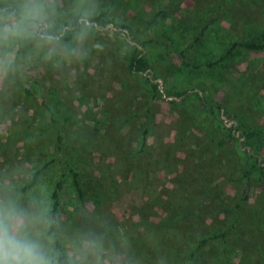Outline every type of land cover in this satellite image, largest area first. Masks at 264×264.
Wrapping results in <instances>:
<instances>
[{
	"label": "rangeland",
	"instance_id": "obj_1",
	"mask_svg": "<svg viewBox=\"0 0 264 264\" xmlns=\"http://www.w3.org/2000/svg\"><path fill=\"white\" fill-rule=\"evenodd\" d=\"M99 5L107 22L93 44L101 49L60 67L33 55L0 81V173L18 172L24 188L43 169L23 191L52 208L58 189L66 229L102 221L126 237L138 264H264V138L243 135L264 127V50L229 54L237 42L264 40V0ZM135 43L151 68L127 70L135 80L128 88L112 57L125 61ZM149 78L162 92L185 91L171 98L195 126L183 128Z\"/></svg>",
	"mask_w": 264,
	"mask_h": 264
},
{
	"label": "clouds",
	"instance_id": "obj_2",
	"mask_svg": "<svg viewBox=\"0 0 264 264\" xmlns=\"http://www.w3.org/2000/svg\"><path fill=\"white\" fill-rule=\"evenodd\" d=\"M99 13V0H0V81L33 55L60 67L101 49L93 44ZM18 175L0 173V264H138L122 233L102 221L66 229L45 198L23 191Z\"/></svg>",
	"mask_w": 264,
	"mask_h": 264
},
{
	"label": "trees",
	"instance_id": "obj_3",
	"mask_svg": "<svg viewBox=\"0 0 264 264\" xmlns=\"http://www.w3.org/2000/svg\"><path fill=\"white\" fill-rule=\"evenodd\" d=\"M107 22V18L105 16V14L100 13L98 18H97V25L100 26H104ZM114 27L115 29H117L119 32H123L124 30H127L130 34L134 35L135 32L130 28V26L126 23L123 22H114ZM139 44L135 43L134 45H132L131 47V56L129 58H126L125 61L122 62H117L116 59L114 57H112L113 60V72L116 69H120L122 70L123 76L124 78V83L126 86H128V88H130L134 81L133 78H131V75H129L128 73H126V71L128 70L129 72H131L132 76H143L144 73H146L148 70H150L151 66L149 63V60L147 59V54L141 49L139 48ZM238 46L244 47L245 49L249 50V51H253V52H259V51H263L264 50V40L263 41H246V42H237L233 45V47L230 49L229 54H232L234 49L237 48ZM26 52V50H21V54L24 55ZM149 82L152 85V91L154 93L155 96H159L162 97V95L166 96V98H168V101L170 102V104L173 106V108L177 111V113H179L180 117L182 118V125L183 128H187L189 126H195V120L193 115L189 112V110H187L185 107H181L178 106V102L175 98H171L173 97H178V98H183V96L185 95V91L184 92H172V91H166V92H162L161 88V82L160 81H153L152 79L149 78ZM202 92H204V90L202 89ZM199 100H202V96H198ZM184 100V99H182ZM209 109L214 111L215 108L209 106ZM221 112V111H219ZM226 112L228 113V117H231V113H229L228 110H226ZM236 122V128H240L241 124L238 123L237 120H235ZM148 135H149V128H145L144 130V134H143V147H142V151L145 149V146L148 144ZM234 135V132H233ZM243 135L246 137V139H254V140H259L260 138H264V127L260 128V129H256V128H249L246 129L245 131H243ZM247 145H250L249 142H244ZM141 151V152H142ZM49 163L46 164V167ZM43 169H39L37 171H35L32 180L26 185L24 186L23 190L27 191L31 188H33L34 186H36L41 178V174H42ZM75 185L77 186L78 190L81 191V187H80V181L77 179V177L75 176ZM205 198H199L198 200H195V198H192V202L189 206H187L186 209H189L192 207V205H196L197 202H202ZM61 202H62V198H61V194L59 192L58 189H56L53 192V206H52V212L53 215L55 217L58 218V214L60 212V207H61ZM202 243H206V239L202 240ZM195 255V252H193L189 258L192 259Z\"/></svg>",
	"mask_w": 264,
	"mask_h": 264
}]
</instances>
